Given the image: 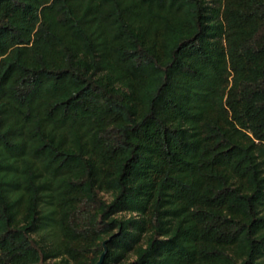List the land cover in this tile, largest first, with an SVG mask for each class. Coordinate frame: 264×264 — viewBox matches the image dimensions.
Instances as JSON below:
<instances>
[{
    "label": "trees",
    "instance_id": "16d2710c",
    "mask_svg": "<svg viewBox=\"0 0 264 264\" xmlns=\"http://www.w3.org/2000/svg\"><path fill=\"white\" fill-rule=\"evenodd\" d=\"M264 264V0H0V264Z\"/></svg>",
    "mask_w": 264,
    "mask_h": 264
},
{
    "label": "water",
    "instance_id": "95a60500",
    "mask_svg": "<svg viewBox=\"0 0 264 264\" xmlns=\"http://www.w3.org/2000/svg\"><path fill=\"white\" fill-rule=\"evenodd\" d=\"M109 241H110V240H108V241H106V242L104 243V253H103V255H102V257H101V259H100V261H99L98 264H104V263H105V260H106V258H107L108 251H109V249H108V243H109Z\"/></svg>",
    "mask_w": 264,
    "mask_h": 264
}]
</instances>
